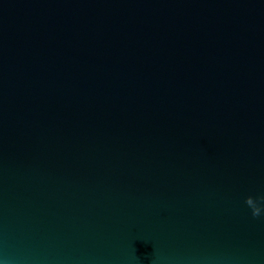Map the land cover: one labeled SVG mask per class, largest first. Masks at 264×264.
Instances as JSON below:
<instances>
[{
    "label": "water",
    "instance_id": "obj_1",
    "mask_svg": "<svg viewBox=\"0 0 264 264\" xmlns=\"http://www.w3.org/2000/svg\"><path fill=\"white\" fill-rule=\"evenodd\" d=\"M0 261L264 264V0H0Z\"/></svg>",
    "mask_w": 264,
    "mask_h": 264
},
{
    "label": "clouds",
    "instance_id": "obj_2",
    "mask_svg": "<svg viewBox=\"0 0 264 264\" xmlns=\"http://www.w3.org/2000/svg\"><path fill=\"white\" fill-rule=\"evenodd\" d=\"M260 213H259V210H256L255 212H253V216H259ZM0 264H4L3 261H0Z\"/></svg>",
    "mask_w": 264,
    "mask_h": 264
}]
</instances>
